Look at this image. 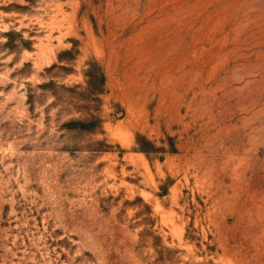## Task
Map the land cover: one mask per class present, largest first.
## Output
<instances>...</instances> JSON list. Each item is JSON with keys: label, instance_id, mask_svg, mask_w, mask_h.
Masks as SVG:
<instances>
[{"label": "rangeland", "instance_id": "obj_1", "mask_svg": "<svg viewBox=\"0 0 264 264\" xmlns=\"http://www.w3.org/2000/svg\"><path fill=\"white\" fill-rule=\"evenodd\" d=\"M0 264H264V0H0Z\"/></svg>", "mask_w": 264, "mask_h": 264}, {"label": "trees", "instance_id": "obj_2", "mask_svg": "<svg viewBox=\"0 0 264 264\" xmlns=\"http://www.w3.org/2000/svg\"><path fill=\"white\" fill-rule=\"evenodd\" d=\"M76 123H78V125H79V128H82V127H84V126H85V124H84L83 122H76Z\"/></svg>", "mask_w": 264, "mask_h": 264}]
</instances>
